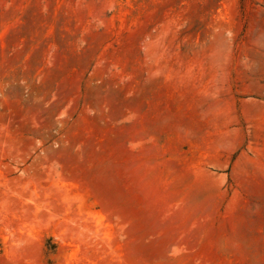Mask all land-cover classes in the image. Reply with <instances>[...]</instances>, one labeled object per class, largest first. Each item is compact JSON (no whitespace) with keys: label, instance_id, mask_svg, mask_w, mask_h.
Listing matches in <instances>:
<instances>
[{"label":"rangeland","instance_id":"obj_1","mask_svg":"<svg viewBox=\"0 0 264 264\" xmlns=\"http://www.w3.org/2000/svg\"><path fill=\"white\" fill-rule=\"evenodd\" d=\"M0 264H264V0H0Z\"/></svg>","mask_w":264,"mask_h":264}]
</instances>
